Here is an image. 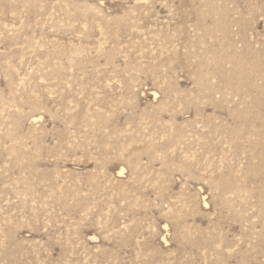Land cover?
I'll return each instance as SVG.
<instances>
[{
  "label": "rangeland",
  "instance_id": "obj_1",
  "mask_svg": "<svg viewBox=\"0 0 264 264\" xmlns=\"http://www.w3.org/2000/svg\"><path fill=\"white\" fill-rule=\"evenodd\" d=\"M0 264H264V0H0Z\"/></svg>",
  "mask_w": 264,
  "mask_h": 264
}]
</instances>
